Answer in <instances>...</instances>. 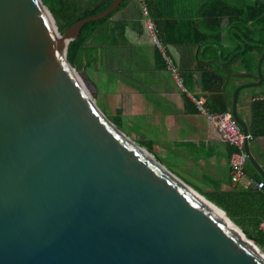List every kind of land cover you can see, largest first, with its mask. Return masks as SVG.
Here are the masks:
<instances>
[{"label":"water","instance_id":"95a60500","mask_svg":"<svg viewBox=\"0 0 264 264\" xmlns=\"http://www.w3.org/2000/svg\"><path fill=\"white\" fill-rule=\"evenodd\" d=\"M122 1L60 33L42 0H0V264H264L221 208L106 117L68 64V43ZM263 60L264 50L254 73L227 72L257 79L231 96L245 135L237 99L261 86Z\"/></svg>","mask_w":264,"mask_h":264},{"label":"crops","instance_id":"0c3cea01","mask_svg":"<svg viewBox=\"0 0 264 264\" xmlns=\"http://www.w3.org/2000/svg\"><path fill=\"white\" fill-rule=\"evenodd\" d=\"M145 1L155 20L150 17L159 25V35L164 33L166 26L171 25L176 29L175 32L171 29L170 33L176 34L173 36L181 39L197 38L198 35L192 30L187 36L180 32L179 24L184 23V25L188 24L189 27L192 25L206 32L211 37L208 42L212 43L211 14L221 11L224 2L241 5L245 0ZM122 3L125 4L108 24L106 41L109 47H113L116 22L123 21L125 38L122 47L116 50L120 58V71L114 69L113 72L116 74L117 71L121 76L115 79L116 82L129 91V114L143 123L145 132L154 134L155 141L159 143L160 152L164 153L169 160H176L175 163L179 169L186 173L192 168V180L196 183L194 189L200 190L202 187H208L209 190L224 191L233 187L229 179V157L232 149L219 139L215 130L198 112L191 99V96L203 98L206 106L209 93L203 90L201 75L204 72L212 73L213 69L202 61L205 58H212V51L209 54L203 49L204 42L202 44H167L169 53L174 58L180 72L185 74L186 94L181 92L165 72L159 60V54L150 44L145 29V19L141 15L138 2L123 0ZM218 18H220V28L223 33L231 23L239 20V17L235 16L222 15ZM182 29H184L183 26ZM221 41L226 46H232L225 33ZM209 46L212 47V45ZM93 56H98L103 60V47L83 48L81 63L86 58L92 59ZM249 56L252 59L255 58L253 53ZM233 70L235 73H246L237 65L233 67ZM122 75H125L127 79H123ZM243 79H245L243 83L255 81L253 77ZM239 85L232 81L226 83V93L232 87L235 89ZM263 85L264 79L261 86L246 88L239 92L237 113L247 124L249 133L253 135V139L248 142L249 151L264 170ZM150 141L153 143L151 139ZM250 167L258 175L252 165L247 162L245 166L247 176L248 173L254 175Z\"/></svg>","mask_w":264,"mask_h":264},{"label":"trees","instance_id":"16d2710c","mask_svg":"<svg viewBox=\"0 0 264 264\" xmlns=\"http://www.w3.org/2000/svg\"><path fill=\"white\" fill-rule=\"evenodd\" d=\"M42 1L53 15L60 33H63L77 21L102 12L112 2V0ZM125 3H121L109 16L85 24L78 38L68 43L66 60L71 68L75 71L80 70L81 51L83 48L101 46L103 47V73L110 78L120 76L118 72L115 74L113 71L114 69L120 71V58L116 50L122 47L125 38V24L123 21L116 22L113 47H109L106 40L108 24ZM150 10L149 8L150 16L153 18ZM222 15L239 17V20L231 23L228 29L224 31L226 38L232 44L231 47L226 46L221 41L224 33L220 28V18L218 17ZM211 16L212 43L208 42L211 37L206 32L192 25L190 27L188 24L184 25V23L179 24L180 32L187 36L192 30L198 35L197 38H177L173 36L176 34L170 33L171 29H174V32L176 30L171 25L165 27L164 33H160V38L166 45L202 44L204 42L205 47L203 49L209 54L212 51V58H205L202 62L207 63V66L213 69L212 73L204 72L201 75L203 90L209 93L206 107L212 112H230L231 94L234 87L226 93L225 86L226 83L238 77L231 76L227 72H234L233 67L237 65L240 70H244L246 73H254L258 59L264 50V0H245L241 5L224 2L221 11L216 14L212 13ZM156 26L159 30L158 23H156ZM182 26L184 29H182ZM209 45H212V47ZM251 53L255 55L254 59L250 58L249 54ZM159 60L163 67L160 56ZM263 65L264 60L262 62ZM181 75L185 81V74L181 73ZM253 80H256V78H253ZM110 121L120 130L123 129L119 116H112ZM148 152L160 162L159 158L151 150H148ZM250 170H252L251 167ZM245 172L247 173L246 168ZM252 172L254 175L252 176L248 173L249 177L256 181H262L253 170ZM200 194L221 208L232 223L240 228L247 239L252 240L260 249L264 250V238L259 230V224L264 218V191H258L250 186L239 185L224 191L209 190Z\"/></svg>","mask_w":264,"mask_h":264},{"label":"rangeland","instance_id":"374dc122","mask_svg":"<svg viewBox=\"0 0 264 264\" xmlns=\"http://www.w3.org/2000/svg\"><path fill=\"white\" fill-rule=\"evenodd\" d=\"M161 61L163 63L162 59ZM75 72L86 92L109 120L112 116H119L123 126L121 131L124 134L145 150H151L159 158L164 167L174 173L181 180L195 188L196 183L192 180V168H190L186 173L185 171L179 169L175 163L176 160H169L164 153L160 152V146L159 143L155 141L154 134H150L151 132H145L143 123H140L139 119H135L133 115L129 114V91L126 87L119 85L115 80L121 78L120 76H113V78H110L109 76L107 77V75L102 71V60L98 56H93L92 59H84L81 63L80 70ZM262 74L264 79V65L262 66ZM123 77V79H127L125 75H123ZM244 80L245 79L243 78H236L232 79V82L242 84ZM194 96L197 95L194 94ZM243 184H245L244 181ZM206 191H209L208 187H202L198 192L204 193ZM258 249L259 253L264 255V250L259 247Z\"/></svg>","mask_w":264,"mask_h":264},{"label":"built area","instance_id":"2783aa9c","mask_svg":"<svg viewBox=\"0 0 264 264\" xmlns=\"http://www.w3.org/2000/svg\"><path fill=\"white\" fill-rule=\"evenodd\" d=\"M139 4L141 14L145 19V29L149 37L150 44L156 49L163 60V68L165 72L173 80L176 87L186 94L184 88V79L174 58L169 53L168 45L164 44L159 36V30L155 21L150 17L148 4L145 0H136ZM191 96V95H190ZM198 112L203 115L212 128L217 133L219 139L226 143L232 152L229 157V176L230 183L233 187L239 185L250 186L258 191H264L263 181H254L247 176L245 166L248 162L247 155L244 150L245 141L250 142L253 136L248 133L244 134L240 127L232 119L230 112L217 113L212 112L205 106L203 98H194L191 96ZM243 181L245 184H243ZM259 230L264 238V218L259 224Z\"/></svg>","mask_w":264,"mask_h":264},{"label":"bare ground","instance_id":"6f19581e","mask_svg":"<svg viewBox=\"0 0 264 264\" xmlns=\"http://www.w3.org/2000/svg\"><path fill=\"white\" fill-rule=\"evenodd\" d=\"M230 226H232V227H234V224H232L231 222H230ZM244 236V235H243ZM244 239H246V237L244 236Z\"/></svg>","mask_w":264,"mask_h":264}]
</instances>
